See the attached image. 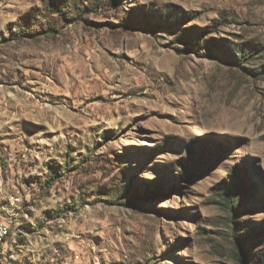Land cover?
I'll return each mask as SVG.
<instances>
[{
  "label": "rangeland",
  "instance_id": "rangeland-1",
  "mask_svg": "<svg viewBox=\"0 0 264 264\" xmlns=\"http://www.w3.org/2000/svg\"><path fill=\"white\" fill-rule=\"evenodd\" d=\"M1 229L0 264H264V0H0Z\"/></svg>",
  "mask_w": 264,
  "mask_h": 264
},
{
  "label": "trees",
  "instance_id": "trees-1",
  "mask_svg": "<svg viewBox=\"0 0 264 264\" xmlns=\"http://www.w3.org/2000/svg\"><path fill=\"white\" fill-rule=\"evenodd\" d=\"M184 176H182L183 178ZM242 196H239L235 194V192H230L225 194V201L229 204V209L230 208H235L234 205L237 203V200L241 201ZM241 202H239L240 204ZM235 210V209H234Z\"/></svg>",
  "mask_w": 264,
  "mask_h": 264
},
{
  "label": "built area",
  "instance_id": "built-area-1",
  "mask_svg": "<svg viewBox=\"0 0 264 264\" xmlns=\"http://www.w3.org/2000/svg\"><path fill=\"white\" fill-rule=\"evenodd\" d=\"M4 232H5V230L1 229V231H0V235H3Z\"/></svg>",
  "mask_w": 264,
  "mask_h": 264
}]
</instances>
